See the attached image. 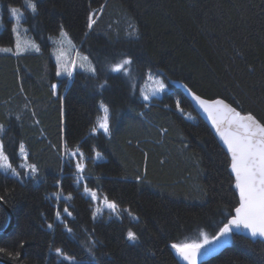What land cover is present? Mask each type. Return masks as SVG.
Wrapping results in <instances>:
<instances>
[{"label":"trees","instance_id":"1","mask_svg":"<svg viewBox=\"0 0 264 264\" xmlns=\"http://www.w3.org/2000/svg\"><path fill=\"white\" fill-rule=\"evenodd\" d=\"M2 2L23 8L39 50L0 51V142L21 171V178L0 171V198L14 215L0 233V257L16 264H181L172 245L201 229L215 234L238 204L229 158L179 86L144 101L107 64L128 57L138 81L150 70L200 96L223 98L264 125V0H34L35 13L23 0ZM10 22L0 32L8 45ZM61 26L95 69L75 70L69 83L57 76L51 54L49 37ZM99 102L109 109L107 133L92 131ZM21 144L35 176L23 174ZM73 149L85 156L79 183L67 155ZM84 184L114 201L117 215L105 210L93 219ZM6 222L0 205V229ZM129 229L137 241L126 238ZM199 264H264V241L234 231Z\"/></svg>","mask_w":264,"mask_h":264},{"label":"snow or ice","instance_id":"2","mask_svg":"<svg viewBox=\"0 0 264 264\" xmlns=\"http://www.w3.org/2000/svg\"><path fill=\"white\" fill-rule=\"evenodd\" d=\"M26 7L30 9L33 13L37 10V5L34 0H26ZM20 13V9L12 8L11 14L17 16ZM22 15V13H20ZM19 18V16H17ZM94 21L90 19L88 27L91 28ZM13 31H16L15 26ZM129 35H136V30L133 28V31ZM62 37H66V33H61ZM35 47V45H32ZM17 51H23L20 43L17 41L16 44ZM2 51H11V49H0ZM39 50V49H37ZM87 61V57L84 58ZM131 59H124L120 63L113 66L112 71L127 72L126 65L131 64ZM81 68H86L87 71L95 72V69L91 66L90 62L80 65ZM59 74V73H57ZM71 75V73H69ZM149 79H154L149 75ZM156 87L153 89V95H156L160 92H163L166 88V85L163 80H155ZM144 99L148 100L149 96L144 95ZM195 99L200 103L201 107L204 108V111L212 117L213 124L217 125V131L220 132L221 136L224 138L225 143L228 145V149L231 152L232 163L231 168L236 176V186L239 189L240 194V206L236 208V215L229 221V224H226L221 230L220 235L224 236L229 234L232 231V228L229 225L235 226L236 228L247 229L251 236H259L264 238V125H261L255 118L251 115L241 116L235 111V109L228 108L223 106L222 101H214L209 103L207 101L201 100L200 97H195ZM177 103V108L180 109L179 101ZM219 106H223L228 117V122L230 125H235L237 131H221L220 122L216 119L213 114L214 109H218ZM104 115L100 118L98 123V128L102 129L105 133L109 132V109L107 105L101 104ZM183 111L182 109H180ZM96 131V128H93V132ZM4 132V126L0 125V133ZM19 151L21 155L27 156L24 151V146L21 144L19 146ZM79 152V149L76 152H71L70 155L75 156ZM81 157L83 154L80 153ZM97 157L101 154L96 153ZM21 167L30 170L29 173L32 176H35L38 172V169L35 165L32 164H22ZM76 169L78 174H82L84 171V164L79 162L76 164ZM0 170L4 172H11L12 175L19 177L20 172L17 171L16 167L11 163L9 156L5 153L4 144L0 142ZM80 180H77L79 183ZM59 183V182H57ZM84 192L91 196L92 200H97V193L85 186ZM59 197L61 192L54 193ZM66 199H71V194H69ZM102 204L104 207L111 209L113 212H116L118 205L114 201H109L107 197H103ZM101 209L97 208L93 213V218L96 217V214L100 212ZM64 212L69 216L72 215L67 208H64ZM56 217L60 218V212L56 213ZM133 219H138L133 217ZM49 228L52 227L51 224L48 225ZM68 232H71L72 229L68 228ZM129 241H137L138 236L136 232L129 229L127 231V237ZM216 239V238H214ZM94 243V242H93ZM209 241L205 237L202 243H192V244H173L172 247L177 251L180 257L188 261L189 264H196V257L200 254L201 249L204 245L208 244ZM3 249H0L2 252ZM91 251V249H89ZM56 253L58 255L64 256L62 249L57 248ZM65 259L72 260V257L64 256Z\"/></svg>","mask_w":264,"mask_h":264},{"label":"rangeland","instance_id":"3","mask_svg":"<svg viewBox=\"0 0 264 264\" xmlns=\"http://www.w3.org/2000/svg\"><path fill=\"white\" fill-rule=\"evenodd\" d=\"M22 5H24V7L26 8V0H23ZM12 8L20 9V13H22V15H20V13H18L17 16H19V18H17V16H13L11 14ZM22 18H23V8L20 5L8 4V5H6V7H4V3L2 2V0H0V32L5 28V26L7 24L6 19H11L10 24H11V31H12V35H13V44L12 45H8V44L0 42V49H11V51H2V50H0V51H2V52H17V53H22V52H27V51H37L38 44L35 41V39L33 38V36L28 32L27 27L22 23ZM93 18L94 17L91 14L90 19L92 21H93ZM14 26L16 28V31H13ZM61 33L67 34L64 26H61L58 34L52 35L49 37L50 42H51V54H52L53 59L55 61L56 74L59 73V74H57V76L61 77V78H66L67 83H69V81H70L75 70L82 69L84 71H87L86 68L80 67L81 64L86 65L87 63L90 62L92 67H93V65H92V62L90 61L89 57L87 56V54L81 52L78 49L77 45L72 42V40L68 36V34L66 37H62ZM17 41L20 43L21 47L24 49L23 51H19V52L17 51V48H16ZM32 45H35V47H33ZM85 57H87V61H85V59H84ZM124 59H129V58L128 57H121V58H117L115 60L110 61L107 64L109 71L114 72V71H112L113 66L120 63ZM130 66H131V64L125 66L127 68V72H125V71H120V72L125 74L128 77V79L131 83V86L134 88H137L139 97L144 101H150L155 96L159 97L165 90L168 89L169 85H179V83L177 81H171L170 80V81L166 82L161 75H159L155 72H152L150 70H148L146 72L143 79L138 81V79L136 77L134 78L133 76L130 75ZM88 72H91V71H88ZM69 73H71V75H69ZM149 75H151L154 79L150 80ZM156 79L163 80L165 85H166V88L163 92H160L156 95H153V89L156 87V83H155ZM145 94H147L149 96L148 100L144 99ZM101 104H102V102H99V107H100L101 112L96 119V123H95L94 128H96V131L101 130L102 132H104L102 129L98 128V123L100 121V118L104 115L103 110L101 108ZM178 110L180 111V109H178ZM182 112H183L184 116L186 118H188L189 120L194 118L193 112H190V111H188V112L182 111ZM76 150L77 149L67 151V155L69 157H71L73 159V161L75 162V168H76V164L79 162H82L84 164V159H85V156L81 150H79V152L75 156L70 155L71 152H76ZM80 153L83 154V157H81ZM96 153H99V152H95V154H94L95 159L102 158V155L97 157ZM19 154H20V151H19ZM25 154H26V152H25ZM20 156L22 157V160L20 162V166L22 164H29L26 161L24 155L20 154ZM0 171L4 172L3 170H0ZM17 171L20 172V176L19 177L15 176V177L21 178V171L18 168H17ZM29 172H30V170L25 169V168L23 169V174L25 177L31 176L30 174H27ZM4 173H6V172H4ZM7 174H11V172H7ZM78 176H79L78 179L82 178V176L80 174H78ZM85 186L87 187V185H85V184L82 186L81 192L84 196L88 197L91 201L92 218H93V213L96 211L97 208H100L101 211L96 214L95 218L99 217L102 214V212L105 210L108 211L109 213L113 214V215H117L114 213L118 212V209L116 212H113L111 209H108L107 207L103 206L102 199H103V197H105L104 195L97 193L95 189L87 187V188H89V189H91L97 193L98 199L92 200L91 196L84 192ZM64 196L65 195H60L59 198H61V197L66 198ZM56 198H57V196H56ZM63 213L68 215L64 211H63ZM133 216L136 217L135 215H133ZM55 218L58 221L61 220V216L58 219L55 215ZM95 218H93V219H95ZM213 235H214L213 233H210L207 230L201 229V230H199L198 233L191 236L192 238L190 239V241L182 243V244L202 243L205 237L209 241L213 237ZM231 235H232V231L229 234L224 235L222 237L223 242L229 243L231 240ZM173 252L175 254H177L176 250L174 248H173ZM64 256H67V255H64ZM64 256L60 255L61 258L65 259ZM66 260H68V259H66ZM72 260H74V259H72ZM72 260H69V261H72Z\"/></svg>","mask_w":264,"mask_h":264},{"label":"water","instance_id":"4","mask_svg":"<svg viewBox=\"0 0 264 264\" xmlns=\"http://www.w3.org/2000/svg\"><path fill=\"white\" fill-rule=\"evenodd\" d=\"M179 86L182 94L188 99L189 103L191 104L192 110L195 112L196 116L198 118H200L201 120L204 121V123L208 126V128L210 129L212 135L215 137V139L217 140L218 144L220 145V147L224 150V152L227 154L228 158H229V172L233 177V183H234V187L237 193V197H238V204L237 206L233 209L231 215L227 218V220L223 223V225L221 226V228L218 230V232L213 236L212 239L209 240V243L204 245V247L201 249L200 254L197 255L196 257V264H199L203 259L207 258L208 256L216 253L218 250H220L221 248H223V246H225V243L222 240V237L220 235V230L226 225L229 224V221L236 215V208H238L240 206V194H239V189L236 186V176L235 173L232 171L231 168V163H232V156H231V152L228 149V145L225 143L224 138L221 136L220 132L217 131V125L213 124V120L212 117L209 116V114L207 112L204 111V108L201 107L200 103L195 99V97H200L201 100L207 101L209 103H212L214 101H222L223 102V106H227L228 108L231 109H235V111L237 113H239L241 116H247V115H251L255 118L256 121H258L261 125H263L253 114L251 113H241L238 112V110L232 106L229 102H227L226 100H224L223 98L220 97H216V98H206L203 96H200L199 94L193 92L186 84L184 83H180ZM53 90L54 93L56 94V83L53 85ZM223 106H219L218 109H214L213 110V114L215 115L216 119L220 122V130L221 131H232L235 132L237 131L235 125H230L228 122V117L226 115L225 109ZM0 205L3 207V209L5 210L6 214H7V222L5 224V226L3 228L0 229V233H4L7 232L11 226L13 225L14 222V215L12 213V211L10 210L9 206L2 200V198H0ZM232 228V232L236 231L239 232L240 234H242L244 237L251 239V240H261L264 241V238H261L259 236L253 237L251 236V234L248 232L247 229L244 228H236L235 226L229 225ZM216 238V239H214ZM177 253V251H176ZM177 259L179 260V262L181 264H189L188 261L183 260L180 255L177 253L176 254ZM0 262L3 264H16L10 260H7L5 258L0 257Z\"/></svg>","mask_w":264,"mask_h":264}]
</instances>
